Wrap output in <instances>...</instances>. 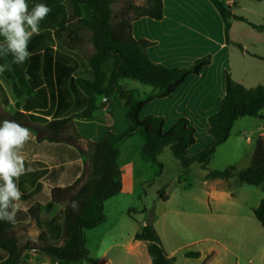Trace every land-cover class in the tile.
I'll list each match as a JSON object with an SVG mask.
<instances>
[{"label": "crops", "instance_id": "1", "mask_svg": "<svg viewBox=\"0 0 264 264\" xmlns=\"http://www.w3.org/2000/svg\"><path fill=\"white\" fill-rule=\"evenodd\" d=\"M32 1L27 0L28 6ZM162 1L164 16L161 20L142 17L132 24L131 32L135 39L151 42L146 49L149 58L168 68L191 67L197 59L204 57H209L211 64L199 75L188 77L172 96L147 104L141 112V118L149 115L163 117L165 131H169L182 118H186L195 129L198 122L207 125L208 129V120L217 113L224 96L226 72L246 88L264 87V32L248 24L264 25V12L242 5L250 0H220L230 7L233 15L230 19V42H227L224 20L211 0ZM44 2L55 4L59 19L61 13L68 10L67 0L66 3L65 0ZM62 4L65 6L64 11ZM83 10L84 16L86 11L90 13L87 17L90 18L91 12L86 8ZM235 17H242L248 22ZM52 25L53 29L48 26L40 28L41 34L32 38L28 46L32 54L22 65L12 64L10 70L0 75V121L15 120L28 127L32 133V138L22 151L26 166L31 171L22 175L18 181L24 193L21 197V210L17 213L15 224L0 221V232L13 236L18 246L25 248L23 261L26 264L59 263L41 252L26 248L28 245H44L40 240L42 235L45 244H62L66 204L52 199L53 190L72 186L83 177L91 163L93 151L90 143H100L109 133L121 135L128 129L122 101L125 121L121 119L117 124L114 117V112L119 111L113 100L115 96L119 98L116 92L108 97L97 96L96 110L92 116L73 118L74 127L60 133L47 129L50 122L69 119L87 109V96L81 92L77 80L92 78L87 57L94 52L89 41L86 42L91 47L89 55L83 50L86 44L84 41L73 49L69 47L68 32L63 31L68 26L67 19ZM235 45H243L244 48L248 45L253 54L234 50ZM11 60V55L0 58V64ZM124 89L137 90L142 98L157 93L155 89L145 87ZM262 117L264 121V110ZM257 129L256 140L263 135L264 122ZM138 135L135 133L117 144L122 190L104 203V210L105 204L118 198L134 182L139 160L132 157L133 153L128 148L131 142H138ZM195 136L196 143L193 146L198 141L197 130ZM247 141L251 142L252 138L248 136ZM208 143L210 145L212 139ZM144 144L145 141L141 144L142 149ZM162 176L163 172L159 177ZM224 181L203 176V190L208 200L222 204L231 199L234 193L230 188H218L220 182ZM131 247L137 249V256L138 252L144 254L148 251L146 243L135 239ZM200 254L202 256V252ZM4 255L5 251L0 248V260ZM167 255L172 258L170 254ZM92 258L95 261L93 264L103 263V259Z\"/></svg>", "mask_w": 264, "mask_h": 264}, {"label": "trees", "instance_id": "2", "mask_svg": "<svg viewBox=\"0 0 264 264\" xmlns=\"http://www.w3.org/2000/svg\"><path fill=\"white\" fill-rule=\"evenodd\" d=\"M113 1L67 0L71 14L68 26L63 31L68 32L69 47L73 49L83 41L80 34L86 31L90 33L89 42L94 48V52L87 57L92 78L77 80L81 92L87 96L88 106L86 110L69 119L50 122L47 129L60 133L71 126L74 127L73 118L92 116L96 110L97 96L108 97L115 92L126 109L128 129L121 135L109 133L100 143H90L93 151L91 163L83 177L72 186L53 190L52 199L66 204L62 244H45L42 235L40 240L44 245H28L26 248L41 252L57 260L58 264L95 262L87 248L86 231L96 228L106 220L104 203L122 190V171L118 165L117 148L120 141L138 133L145 141L142 149L144 156L158 167L156 177L161 176L163 172L164 165L158 157L166 147H169L173 157L184 170L193 164H199L206 169L217 148L229 139L234 123L243 117L262 118L264 110V87L246 88L226 72L225 92L219 110L208 120L212 143L194 156H189V149L196 143V129L186 118L180 119L169 131H165L163 117L149 115L141 118V112L154 100L172 96L188 77L199 75L209 66L211 59H197L187 68H168L154 63L146 52L151 42L135 39L131 29L132 24L142 17L161 20L164 16L163 1L145 0L143 5L127 2L117 15L112 12ZM211 1L224 20L225 38L230 42V19L233 17L231 9L220 0ZM83 8L91 12L90 18L84 16ZM235 18L246 21L242 17ZM73 21L74 24L71 23ZM248 24L264 32V25L250 22ZM122 79L136 80L151 86L157 93L142 98L137 90L124 89L119 84ZM207 177L225 181L235 179L236 184L240 186H264V132L256 140L248 168L236 172V168L230 166L222 171H210ZM162 198L165 200V197ZM254 216L264 227V198L254 209ZM4 233L0 232V248L5 251L0 264H26L23 261L25 248H20L13 236ZM134 239L147 244L152 264H173L174 259L167 255L151 221L135 233ZM185 256L199 258L201 254L190 251L186 252Z\"/></svg>", "mask_w": 264, "mask_h": 264}, {"label": "rangeland", "instance_id": "3", "mask_svg": "<svg viewBox=\"0 0 264 264\" xmlns=\"http://www.w3.org/2000/svg\"><path fill=\"white\" fill-rule=\"evenodd\" d=\"M41 1L33 0L29 9ZM127 2L143 5L145 0H114L111 5L113 14H119ZM45 4L52 11L41 21L40 28L48 26L53 29L52 24L56 22H65L66 19L68 22L69 8L65 12L62 4L64 12L59 19L55 4ZM242 5L264 12V1L250 0ZM85 16L89 17L90 13L86 11ZM54 19L57 20L54 22ZM81 36L86 43L90 33L85 31ZM88 44L83 48L87 55L91 53ZM233 49L253 54L248 45L246 48L235 45ZM121 86L152 88L131 79L121 80ZM113 100L119 107V111L114 112L119 124L121 119L125 121V109L117 96ZM262 122L263 117L238 119L230 138L218 147L206 169L193 164L184 170L166 147L158 157L164 164L163 176L156 178L158 167L143 155L141 144L144 139L138 135V142H131L128 148L133 153L132 157L139 160L134 182L118 198L105 204L106 220L95 229L86 231L90 256L96 260L103 259L102 264H151L148 251L144 254L138 252L137 256V249L131 247L135 233L151 221L166 253L174 259L173 264H264V227L253 212L264 198V186H240L235 179L220 182L219 189L230 188L234 193L230 197L232 200L222 204L208 200L203 190V176L210 171H222L230 166H235L236 172L247 168L254 152L257 128ZM196 130L198 141L189 150V156L207 147L212 139L207 125L198 122ZM248 136L252 138L251 142L247 141ZM190 251H200L202 256L188 258L185 253Z\"/></svg>", "mask_w": 264, "mask_h": 264}, {"label": "clouds", "instance_id": "4", "mask_svg": "<svg viewBox=\"0 0 264 264\" xmlns=\"http://www.w3.org/2000/svg\"><path fill=\"white\" fill-rule=\"evenodd\" d=\"M52 9L37 3L29 9L27 0H0V58L11 55L12 60L0 64V75L12 64L22 65L32 53L28 46L34 36L41 34L40 23ZM32 138L31 130L15 120L0 121V221L15 224L21 210L18 181L31 171L22 151Z\"/></svg>", "mask_w": 264, "mask_h": 264}]
</instances>
